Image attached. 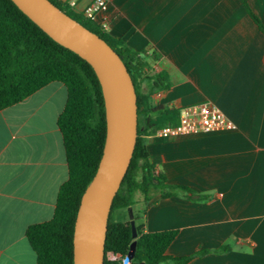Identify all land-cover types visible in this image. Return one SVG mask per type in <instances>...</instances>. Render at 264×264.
<instances>
[{
	"label": "crops",
	"instance_id": "obj_1",
	"mask_svg": "<svg viewBox=\"0 0 264 264\" xmlns=\"http://www.w3.org/2000/svg\"><path fill=\"white\" fill-rule=\"evenodd\" d=\"M91 1L68 5L82 14ZM245 1L264 25V0ZM107 2L96 24L135 51L162 55L170 86L151 95L155 105L179 110L209 101L234 124L223 132L145 136L156 171L196 195L152 190L145 200L136 192V223L144 232L176 230L169 256L228 246L185 264H264V34L241 0ZM66 97L65 85L52 81L0 110V264L36 263L25 229L52 217L67 179L57 126Z\"/></svg>",
	"mask_w": 264,
	"mask_h": 264
},
{
	"label": "trees",
	"instance_id": "obj_2",
	"mask_svg": "<svg viewBox=\"0 0 264 264\" xmlns=\"http://www.w3.org/2000/svg\"><path fill=\"white\" fill-rule=\"evenodd\" d=\"M60 10L104 39L120 56L131 77L136 93L137 135L129 166L114 195L104 240L103 264H121V258L135 240L130 264H185L193 257L217 249L197 248L186 256L173 257L166 249L177 235L176 230L144 232L133 215L136 237L131 236L129 220L114 221V210L127 209L135 203V193L144 199L156 190L161 197L181 196L192 199L190 188L170 184L149 161L145 136L158 128L175 124L179 111L155 105L153 93L170 86L162 55L154 49L135 51L123 40L106 33L105 29L83 14L72 11L60 0H50ZM248 15L264 34V25L241 0ZM52 81L65 85L67 97L58 115L67 163V179L60 185L53 215L50 219L30 224L25 237L36 255L35 264H72L73 227L81 195L92 179L105 139L104 102L99 81L90 64L70 49L50 38L11 0H0V110L15 104Z\"/></svg>",
	"mask_w": 264,
	"mask_h": 264
},
{
	"label": "water",
	"instance_id": "obj_3",
	"mask_svg": "<svg viewBox=\"0 0 264 264\" xmlns=\"http://www.w3.org/2000/svg\"><path fill=\"white\" fill-rule=\"evenodd\" d=\"M50 38L92 67L101 87L105 139L97 169L84 189L73 227L72 264H103L104 240L111 204L129 166L137 135L136 93L116 51L95 32L50 0H11ZM131 236L136 237L131 207ZM135 240L127 253L130 259ZM142 264V263H139Z\"/></svg>",
	"mask_w": 264,
	"mask_h": 264
},
{
	"label": "built area",
	"instance_id": "obj_4",
	"mask_svg": "<svg viewBox=\"0 0 264 264\" xmlns=\"http://www.w3.org/2000/svg\"><path fill=\"white\" fill-rule=\"evenodd\" d=\"M77 0H69L74 6ZM108 5L107 0H92L82 11L85 18L94 20L95 16ZM105 24L102 27L105 28ZM175 124H168L158 128L154 135L167 138L182 134H200L211 132L230 131L234 128L233 122L213 103L202 101L181 107ZM121 264H130L127 254L121 258Z\"/></svg>",
	"mask_w": 264,
	"mask_h": 264
},
{
	"label": "rangeland",
	"instance_id": "obj_5",
	"mask_svg": "<svg viewBox=\"0 0 264 264\" xmlns=\"http://www.w3.org/2000/svg\"><path fill=\"white\" fill-rule=\"evenodd\" d=\"M124 210V209H123ZM127 211H124V214L123 216L127 217ZM122 214L118 211V210H114L111 214V218L114 220V221H122Z\"/></svg>",
	"mask_w": 264,
	"mask_h": 264
}]
</instances>
